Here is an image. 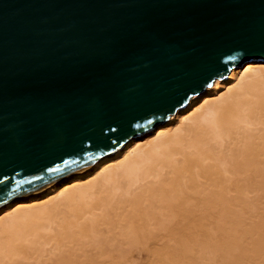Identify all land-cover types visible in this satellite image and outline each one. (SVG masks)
<instances>
[{
	"label": "water",
	"instance_id": "95a60500",
	"mask_svg": "<svg viewBox=\"0 0 264 264\" xmlns=\"http://www.w3.org/2000/svg\"><path fill=\"white\" fill-rule=\"evenodd\" d=\"M251 61H264V0H0V204L145 135Z\"/></svg>",
	"mask_w": 264,
	"mask_h": 264
},
{
	"label": "bare ground",
	"instance_id": "6f19581e",
	"mask_svg": "<svg viewBox=\"0 0 264 264\" xmlns=\"http://www.w3.org/2000/svg\"><path fill=\"white\" fill-rule=\"evenodd\" d=\"M156 245L159 264H264V61L0 204V264H136Z\"/></svg>",
	"mask_w": 264,
	"mask_h": 264
},
{
	"label": "rangeland",
	"instance_id": "374dc122",
	"mask_svg": "<svg viewBox=\"0 0 264 264\" xmlns=\"http://www.w3.org/2000/svg\"><path fill=\"white\" fill-rule=\"evenodd\" d=\"M213 85V84H212ZM211 85V86H212ZM210 86V87H211ZM208 87V88H210ZM193 98V97H192ZM190 101V100H189ZM189 103V102H188ZM187 103V104H188ZM173 117V115L171 116ZM170 117V118H171ZM169 118V119H170ZM168 119V120H169ZM49 198V197H48ZM166 250V251H165ZM169 252V249H165L163 246H160V245H156L152 248H150L149 250L146 249V248H143L142 251H141V255H140V258L137 259L136 261V264H159L157 260V256L159 254V252ZM137 253V252H136ZM138 254V253H137ZM169 255V254H168ZM156 256V258H155ZM169 259H171V256L169 255ZM168 263V262H167ZM166 263V264H167Z\"/></svg>",
	"mask_w": 264,
	"mask_h": 264
},
{
	"label": "snow or ice",
	"instance_id": "6c2138e0",
	"mask_svg": "<svg viewBox=\"0 0 264 264\" xmlns=\"http://www.w3.org/2000/svg\"><path fill=\"white\" fill-rule=\"evenodd\" d=\"M69 163L68 161H65V164ZM49 171L55 172L58 171V169H49ZM19 183H23V181H20Z\"/></svg>",
	"mask_w": 264,
	"mask_h": 264
}]
</instances>
